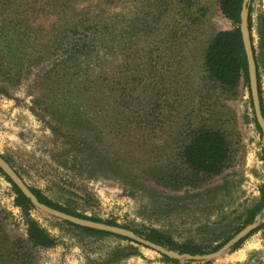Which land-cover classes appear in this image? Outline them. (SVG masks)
<instances>
[{"label": "rangeland", "instance_id": "374dc122", "mask_svg": "<svg viewBox=\"0 0 264 264\" xmlns=\"http://www.w3.org/2000/svg\"><path fill=\"white\" fill-rule=\"evenodd\" d=\"M29 1L0 0V155L30 188L65 208L129 229H157L177 245L204 253L225 244L261 200L264 135L243 79L236 95L209 84L199 91L209 42L235 27L219 0H61L60 15L54 4L38 8L47 0L30 3L32 9ZM72 3L105 30L99 60L65 58L67 43L57 42L72 28ZM251 7L264 106V0H252ZM112 33L117 49L106 53ZM130 73L137 89L128 120L121 105L114 111L103 106L108 83ZM87 77L92 81L86 92L80 89ZM165 99H176L179 109ZM54 109L71 116L77 109L79 123L61 124ZM201 121L226 134L232 150L228 166L198 186L174 189L159 181L155 169L167 163L171 173L188 128ZM101 149L111 155L107 161ZM16 197L0 171V264H264V214L257 215L253 232L218 258L174 262L133 240L90 234L33 206L30 218L56 242L34 247Z\"/></svg>", "mask_w": 264, "mask_h": 264}, {"label": "trees", "instance_id": "16d2710c", "mask_svg": "<svg viewBox=\"0 0 264 264\" xmlns=\"http://www.w3.org/2000/svg\"><path fill=\"white\" fill-rule=\"evenodd\" d=\"M59 5H65L60 4L61 0H47V2L42 3L38 6V8H41L42 10L45 8L46 5L54 4L58 6ZM107 1L106 3L113 2V0H101ZM179 3H187L191 2L193 0H177ZM242 1L243 0H219L220 3V9L222 13L229 19L233 21L235 24V27L230 30H222L217 32L211 41L209 42L207 49L205 51L204 57H203V75L200 78L201 88L199 91L203 90L208 84L211 87H215L219 89L223 93H227L229 95H236L237 88L239 87L240 81L243 79L244 82L249 86V75H248V63H247V57L246 52L244 48V43L242 39V34L240 30V21H241V11H242ZM34 5H37V0H30L28 2V6L30 3ZM66 3V2H65ZM71 3V0H70ZM100 5V3H99ZM76 5L73 3L71 4V9L73 8L74 11V18H73V24L72 28H69L67 31H62V35L60 38H58L57 42L60 45L61 42L67 43V55L65 58H77L79 56H84L87 59H101L103 55H100L99 53L102 51V48H105L106 44L104 43L103 36L105 35V30H101L99 27L95 26L91 23L89 14L88 13H81L75 8ZM29 8H31L29 6ZM61 6H58L57 14L60 15L63 10H60ZM32 9V8H31ZM62 9V8H61ZM252 7L250 6V15H249V27L250 31L252 28V16H251ZM57 15V16H58ZM87 23V24H86ZM90 23V24H89ZM55 31V32H54ZM55 34L57 33V29H55ZM51 32V33H52ZM58 33L61 34V31L58 30ZM109 34V33H108ZM107 35V33H106ZM30 35H27V38H29ZM112 44L107 45V50L112 51L115 49L117 45V36L115 33H112L111 39ZM109 42V39L107 43ZM253 42V37H252ZM117 49V47H116ZM253 51L254 56L257 64V70H258V63L256 58V50L253 44ZM148 54V52H147ZM148 56H146V59ZM135 61V60H134ZM131 66V64H129ZM151 63L146 62L145 63V70H148L149 72H152L151 70ZM74 73H77L75 71ZM163 74H159V77L156 79L155 87L160 90L164 87L163 84ZM79 77V75H77ZM83 77V76H80ZM89 77L85 78V81L81 78V84L83 91H89L91 89L90 83L92 80L88 79ZM123 79V80H122ZM116 78L115 81H113L112 84L108 83V87L111 88L110 96L108 95L107 101L104 104L105 109L107 111L110 110V107L113 108L112 111L117 110L118 106L121 105V109L128 112L129 118H131V114L133 113L134 105H135V97H134V91L136 92L137 86H136V76L134 74H128L123 76V78ZM160 79V81H157ZM80 79H75V81L79 82ZM147 85V81L144 82ZM258 84H259V93H260V99H261V105H262V111L264 114V106L262 102V88H261V81H260V74L258 71ZM76 89H78L76 87ZM82 94V92H81ZM146 97L148 96V93L146 92ZM176 99H172L171 102L168 99H165V104L174 107V110H178L179 106H175ZM137 106H140V104H136ZM144 116L148 118L149 115L147 112V109H144ZM74 114L68 115L67 113L60 112V109L52 110V113L54 116H56L61 124H65L66 122L70 126H74L75 124L79 123L76 118V112L77 109H74ZM126 119V117L124 116ZM148 120V119H147ZM256 125L260 132H262L256 118H255ZM230 142L227 139L226 134L219 128H214L208 124L205 123V121L197 122L195 125H191L188 128V132L186 133L185 141L182 145L181 151L178 153L177 156V162L175 165H173L171 170V173H168L166 168H168L167 163L161 164L158 168L155 169L156 172L155 175L157 179L163 183H165L168 186L173 187L174 189H178L180 187L184 186H198L204 181L213 178L215 176L220 175L225 168L228 166L231 156H232V150L230 146ZM104 149V148H103ZM99 154L102 158V160H108L109 155L108 151L103 152L101 149L99 151ZM116 154H118V151H116ZM113 166L116 167L117 171H120V167L117 164V160L115 159L112 162ZM1 171V169H0ZM12 184L13 182L6 177ZM14 190L17 194L16 197V204L21 207L25 217H26V224L28 225V240L29 243L34 246H40V247H51L55 245V238L52 237L46 229L41 227L39 223L30 218L29 216V210L33 207L30 200L21 192V190L13 184ZM33 192L38 196L40 201L57 208L59 210H62L64 212H67L69 214H73L76 216H80L83 218H89L96 221H102L98 218H93L84 214H81L79 212H76L74 210H71L69 208H65L61 205L55 204L52 201H50L47 197H45L41 192L37 189L31 188ZM262 197L260 202L250 209L247 213L244 223V226L248 223H251L254 221L255 217L261 213L262 207L264 205V185L261 188ZM67 224L75 226L76 228H80L81 230H84L90 234H98V235H105V234H111L108 232L91 229L87 227H82L75 225L71 222H67ZM106 223L118 225L114 221H106ZM243 228V227H242ZM136 233H138L141 236H144L146 239L155 242L157 244H160L164 247L177 250L181 253L188 252L191 254H203L204 251L196 248H184L179 245H177L175 242H172L170 238L165 236V234L157 229H151L149 232H143L141 230L132 229ZM239 231V230H238ZM115 235V234H114ZM118 237H121L123 239H129L123 236L115 235ZM131 240V239H130ZM217 245L213 250L219 249L222 245ZM167 259L177 262L178 260L174 258H169L166 256Z\"/></svg>", "mask_w": 264, "mask_h": 264}, {"label": "water", "instance_id": "95a60500", "mask_svg": "<svg viewBox=\"0 0 264 264\" xmlns=\"http://www.w3.org/2000/svg\"><path fill=\"white\" fill-rule=\"evenodd\" d=\"M251 4H252V0L242 1L240 30L242 34V39H243L244 48L247 57V63H248L250 95L252 98L256 120L264 135V114L262 111V105H261V99L259 93L258 70H257V64L253 51L252 35L249 27V15H250ZM0 169L5 174V176L8 177L13 182V184H15L21 190V192L30 200V202L35 208H38L39 210L49 215H52L67 222H71L78 226L96 229L129 238L135 242H138L154 250H157L161 254L167 257L174 258L176 260L204 261V260L216 259L219 256H221L223 253L228 251L230 248H232V246H234L236 243L246 238L251 232H253V230L256 229L258 225V221H257L258 217L256 216L253 222L244 226L223 246H221L219 249L213 252L203 253V254H191L188 252L181 253L177 250L170 249L155 242H152L146 239L144 236L139 235L132 229L120 225L109 224L103 221H96L89 218H83L80 216L69 214L67 212L54 208L40 201L38 196L33 192L30 186L24 181L21 175L9 164V162L2 155H0ZM262 214H264V205L262 207L261 213H259L258 216Z\"/></svg>", "mask_w": 264, "mask_h": 264}]
</instances>
